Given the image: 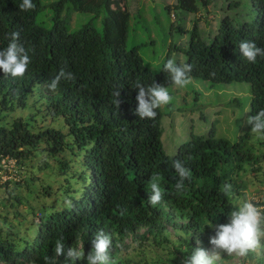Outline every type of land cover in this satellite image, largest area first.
<instances>
[{"label": "trees", "instance_id": "16d2710c", "mask_svg": "<svg viewBox=\"0 0 264 264\" xmlns=\"http://www.w3.org/2000/svg\"><path fill=\"white\" fill-rule=\"evenodd\" d=\"M250 1L254 18L240 23L222 18L209 44L194 28L183 49V64L192 66L191 78L212 84L249 83L252 116L264 109V58L247 61L239 44L246 40L264 47V0ZM32 2L35 9L24 11L19 8L22 0H0V50L8 46L11 33L18 31V42L31 61L23 77L13 78L0 70V161L14 157L20 169H25L24 176L36 157L37 162L42 161L43 171L41 176L31 171L23 177L19 169L18 180H0L5 193L0 203L14 216L11 220L0 211V264H45L46 258L55 256V243L61 237L65 249L80 244L86 256L92 250V234L101 230L112 237L110 253L117 255L115 264H181L196 247L211 255L208 248L216 249L209 238L215 230L208 225L228 222L236 200L248 189L247 174L263 168L264 153L256 154L255 145L247 143L249 133L229 142L215 137L210 128L206 135L192 134L175 155L166 154L161 139L162 109L156 110L154 120L135 114L138 82L174 85L163 68L151 73L145 67L138 45L126 48L131 14H139L140 0H56L50 4V29L36 22L41 0ZM68 4L76 11L92 13L93 20L100 18L101 28L86 22L80 29L68 31L69 17L61 16ZM208 4L209 0H176L175 7L197 12L199 5ZM166 9L169 12L170 7ZM61 68L75 79L61 80L53 92L48 84ZM37 84L43 86V94L50 100L49 114L60 126H38L35 114L24 117L16 113L27 106ZM117 89L119 109L113 103ZM168 106L172 111V105ZM76 158L81 167L77 174L87 185L72 188L67 178L59 182L56 197L40 208L35 236L30 240L23 237L16 209L23 199V187L48 196L55 181L52 161L56 159L58 174L64 176ZM175 160L192 171L183 193L175 190ZM156 174L161 176L166 194L152 206L148 183ZM225 183L232 185V198L221 192ZM246 258L247 264H264V249ZM56 264H66L65 257L56 258ZM75 264L87 261L77 259Z\"/></svg>", "mask_w": 264, "mask_h": 264}, {"label": "rangeland", "instance_id": "374dc122", "mask_svg": "<svg viewBox=\"0 0 264 264\" xmlns=\"http://www.w3.org/2000/svg\"><path fill=\"white\" fill-rule=\"evenodd\" d=\"M55 1L41 0L42 10L36 16V22L46 29L52 27L50 4ZM209 1L207 7L199 5L197 12L173 7L169 13L165 6L176 4V0H141L139 14L135 15L133 11L131 14L126 48L138 45L143 64L151 73H156L162 69L163 63L169 58L183 64L186 60L183 49L188 46L194 28L198 35L209 44L222 18L228 16L234 23L251 21L254 18L255 13L250 0ZM61 16L69 17L67 28L70 32L80 29L86 22H91L99 29L101 28L100 18L93 20L92 13L76 11L72 4L66 5ZM157 67L161 68L157 69ZM168 89L173 96L172 111L168 105L161 107L164 113L161 119L164 129L161 139L167 155H175L178 146L190 139L192 134L206 135L210 128H213L215 137L225 138L229 142H234L239 135L249 133L247 143L255 145V153L258 151L264 153V141L251 133L250 124L247 123L250 117L249 83L212 84L209 80L192 78V83L185 88L172 85ZM49 103L50 100L46 99L43 94V86L37 84L32 87L27 106L18 109L16 113L26 117L35 112L38 126L48 124L55 125V127L60 126L61 123L47 113ZM61 128L66 130L64 126ZM248 166L245 164L246 168ZM261 170L264 171V166ZM36 174L41 175V172L36 171ZM254 174L247 177L248 189L245 196H239L236 201L255 198L264 202V184L261 183L264 181V175H261L259 171H255ZM3 196L5 193L0 188V198ZM161 252L163 250H160ZM225 256L226 258H220L219 264H247L249 262L246 257L226 254Z\"/></svg>", "mask_w": 264, "mask_h": 264}, {"label": "clouds", "instance_id": "9594fccd", "mask_svg": "<svg viewBox=\"0 0 264 264\" xmlns=\"http://www.w3.org/2000/svg\"><path fill=\"white\" fill-rule=\"evenodd\" d=\"M166 6L170 7L169 13H171L175 4H167ZM35 7L36 5L32 0H22V3L19 5V8L24 11L34 10ZM19 35L20 33L18 31L11 33V40L8 46L0 50V70L3 71L4 75H10L13 78L23 77L31 62L25 48L18 42ZM239 51L242 56L251 63H255L257 57L264 58V47L257 46L254 41H241L239 44ZM160 68L161 67H157V69ZM162 68L165 72L169 73L170 80L175 86L185 88L192 83V78L190 76L192 66L190 64H177L174 59L169 58L163 63ZM73 79H75L73 73L61 68L58 74L51 79L48 88L55 92L61 80ZM136 88L138 89V94L136 96L138 105L135 109V114L141 119L154 120L157 117L156 110L162 106L171 104L173 101V96L170 94L168 87L158 84L155 81L148 86L138 82ZM114 97L113 103L119 109L121 100L119 99L120 91L118 89L114 92ZM46 99L48 98L46 97ZM50 109L51 108H49V110ZM47 113L49 114L48 109ZM33 114L36 116L35 112H33ZM247 123L251 125V133L259 140L264 141V109L248 117ZM259 152L261 151L257 153ZM40 158L43 160V154H41ZM79 159L80 158L74 159L66 172L67 174L64 176L58 174V162H56V159L52 161V165L56 170L53 177L55 181L52 185L53 190L48 196H43L42 194L39 196V193L31 191L25 186L23 187V199L16 208L22 219L21 229L23 230L21 233L23 237H29L30 240L35 236L38 227L37 223L41 217L40 208L46 203L52 202L56 197L55 192L60 186L59 182L67 178L72 188H82L83 184L87 185L86 180H84L81 175L77 174L81 169ZM28 165L29 168L26 169V174H29L31 171L35 173L39 171L41 175L43 174L41 170L42 161L37 162L36 157H34ZM172 167L178 177L175 190L179 193H183L185 191V181H191L192 179V171L181 160H175ZM0 168H2L0 169V180L2 182L8 179H19L18 172L20 167L14 157L6 156L2 158L0 161ZM5 170H7V173H5ZM24 170V168L20 169L19 174H21V176H23ZM261 172L264 171H259V173ZM252 173L254 174V172H249L247 177ZM52 182L53 181H50V183ZM37 187L40 188L39 185H37ZM148 188L150 189L148 201L152 206H156L162 201L166 194L161 187V176L159 174L151 177ZM221 192L226 197L232 198V185L225 183L221 188ZM36 194H38V196H36ZM80 194L81 193H79L78 196H80ZM57 204V206H59L61 201H58ZM65 204L66 203H63L62 205ZM67 204L71 207V200H68ZM0 206V211L2 213H5L9 219H14L11 209L2 206L1 203ZM234 206V210L229 213L228 222L215 225L207 224L209 227H214L215 234L209 238V242L216 250H214L212 246L209 247L208 250L211 251L210 255L203 247H196L191 251L190 255L186 256L181 261V264H219L222 253L229 256L235 255L244 258L250 253H258L260 250L264 249V202L255 198H245L237 201ZM121 214H123V210ZM90 242H92V250L85 256L84 248L80 244L65 249L64 239L61 237L57 239L55 243V256L46 258L45 264H56V258L61 256L65 257L66 264H75L77 259L86 260L87 264H115L117 255H115V253H110L113 243L110 234L103 230L99 232L95 231L91 236ZM196 243L198 245L201 243L199 238Z\"/></svg>", "mask_w": 264, "mask_h": 264}]
</instances>
